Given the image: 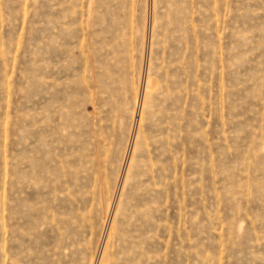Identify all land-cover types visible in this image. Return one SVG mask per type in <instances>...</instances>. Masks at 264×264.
<instances>
[{
    "label": "rangeland",
    "instance_id": "obj_1",
    "mask_svg": "<svg viewBox=\"0 0 264 264\" xmlns=\"http://www.w3.org/2000/svg\"><path fill=\"white\" fill-rule=\"evenodd\" d=\"M0 264H264V0H0Z\"/></svg>",
    "mask_w": 264,
    "mask_h": 264
}]
</instances>
